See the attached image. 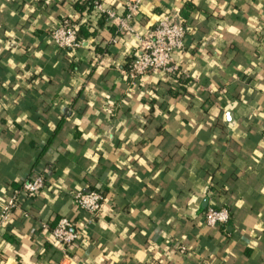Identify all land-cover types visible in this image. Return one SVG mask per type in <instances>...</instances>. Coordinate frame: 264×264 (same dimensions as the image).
I'll return each mask as SVG.
<instances>
[{
	"label": "crops",
	"instance_id": "0c3cea01",
	"mask_svg": "<svg viewBox=\"0 0 264 264\" xmlns=\"http://www.w3.org/2000/svg\"><path fill=\"white\" fill-rule=\"evenodd\" d=\"M77 2L0 0V206L48 171L0 232V264H264V0H143L128 34ZM177 12L194 28L181 74L132 84L138 36ZM66 17L94 33L75 50L49 37ZM77 190L104 193L96 217ZM210 206L231 225L206 226ZM62 217L81 231L66 251Z\"/></svg>",
	"mask_w": 264,
	"mask_h": 264
},
{
	"label": "built area",
	"instance_id": "2783aa9c",
	"mask_svg": "<svg viewBox=\"0 0 264 264\" xmlns=\"http://www.w3.org/2000/svg\"><path fill=\"white\" fill-rule=\"evenodd\" d=\"M71 1L77 2L78 0ZM142 1L127 0L124 15H118L113 10H105L97 1L94 2V6L100 15L106 14L107 19L117 27L120 34H128L133 32L130 23L140 12ZM89 15L86 16L89 17ZM85 23H88L87 19L76 22L69 17L63 18L59 25L48 31L50 40L60 50L78 49L83 42L79 38V32ZM193 30L194 28L177 12L161 19L145 35L138 36L140 43L134 51L126 71L128 80L135 84L150 74L180 75L175 55L185 52L187 40ZM47 172L45 167L34 169L30 178L21 183L18 188H14L10 197L1 204L0 232L8 227L14 213L22 210L25 199H32L44 190ZM72 198L74 206L87 213L91 218L100 213L105 200L104 193L98 190H77L73 192ZM22 215L28 218L30 213L24 210ZM204 223L210 228H227L232 223L231 213L227 208L210 206L205 210ZM42 228L49 227L44 223ZM50 234L63 247L64 251L81 238V231L77 229L75 221L67 217H62L56 226L51 228ZM179 251L183 254L186 252V248L181 246Z\"/></svg>",
	"mask_w": 264,
	"mask_h": 264
},
{
	"label": "trees",
	"instance_id": "16d2710c",
	"mask_svg": "<svg viewBox=\"0 0 264 264\" xmlns=\"http://www.w3.org/2000/svg\"><path fill=\"white\" fill-rule=\"evenodd\" d=\"M94 2L95 0L78 1L75 6L79 12L83 13L84 11H91L94 8ZM100 24H102V21ZM93 34L94 33H90L85 27L82 26L79 32V38L83 40V36L85 37Z\"/></svg>",
	"mask_w": 264,
	"mask_h": 264
},
{
	"label": "water",
	"instance_id": "95a60500",
	"mask_svg": "<svg viewBox=\"0 0 264 264\" xmlns=\"http://www.w3.org/2000/svg\"><path fill=\"white\" fill-rule=\"evenodd\" d=\"M207 205H208V200L206 199L205 202H204V204H203V208H206Z\"/></svg>",
	"mask_w": 264,
	"mask_h": 264
}]
</instances>
